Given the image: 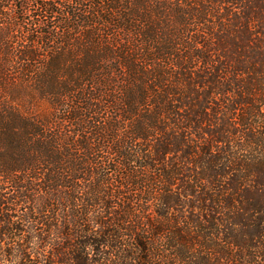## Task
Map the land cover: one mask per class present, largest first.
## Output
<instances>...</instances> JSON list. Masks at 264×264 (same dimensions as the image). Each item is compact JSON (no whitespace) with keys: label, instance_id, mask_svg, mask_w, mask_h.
Returning <instances> with one entry per match:
<instances>
[{"label":"trees","instance_id":"1","mask_svg":"<svg viewBox=\"0 0 264 264\" xmlns=\"http://www.w3.org/2000/svg\"><path fill=\"white\" fill-rule=\"evenodd\" d=\"M0 264H264V0H0Z\"/></svg>","mask_w":264,"mask_h":264}]
</instances>
